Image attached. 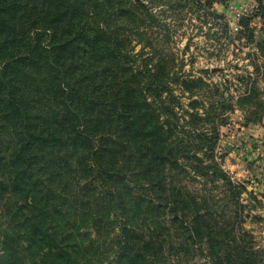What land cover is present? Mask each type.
Returning a JSON list of instances; mask_svg holds the SVG:
<instances>
[{"label": "trees", "instance_id": "obj_1", "mask_svg": "<svg viewBox=\"0 0 264 264\" xmlns=\"http://www.w3.org/2000/svg\"><path fill=\"white\" fill-rule=\"evenodd\" d=\"M143 1L0 0V264H264L244 189L215 156L226 121L195 99L185 129L170 81L190 98L207 84L168 77ZM150 1L206 13L226 0ZM245 16L251 43L264 0ZM254 89L237 105L256 125ZM198 177L227 187L235 212L197 195Z\"/></svg>", "mask_w": 264, "mask_h": 264}, {"label": "rangeland", "instance_id": "obj_2", "mask_svg": "<svg viewBox=\"0 0 264 264\" xmlns=\"http://www.w3.org/2000/svg\"><path fill=\"white\" fill-rule=\"evenodd\" d=\"M257 1L226 0L214 4L206 13L193 2L182 11L168 6L154 7L150 0L143 3L160 20L151 33L154 44L166 55L168 77L178 72L182 79L200 78L207 84L198 96L190 98L170 81L169 86L181 105L177 111L183 114L185 129L188 130L185 123L191 120L186 112L192 113L189 104L195 99L202 102L200 114L214 108L226 121L220 127L215 156L234 184L244 189L239 197L246 206L243 227L255 238V248L264 251V117L256 125L249 124L248 112L237 105L238 99L254 88L264 101L263 60L257 48L261 25L258 19L252 20L254 41L250 43L240 34L241 22L229 10L230 4L244 7L245 17H251ZM213 11L223 16L219 23L214 21ZM140 50L136 46L135 53ZM256 66L261 69L257 71ZM189 186L199 196L213 197L228 215L235 212L236 200L223 184L198 177Z\"/></svg>", "mask_w": 264, "mask_h": 264}, {"label": "built area", "instance_id": "obj_3", "mask_svg": "<svg viewBox=\"0 0 264 264\" xmlns=\"http://www.w3.org/2000/svg\"><path fill=\"white\" fill-rule=\"evenodd\" d=\"M229 10L238 21H240L246 14V9L244 7H237L234 4L229 5Z\"/></svg>", "mask_w": 264, "mask_h": 264}, {"label": "water", "instance_id": "obj_4", "mask_svg": "<svg viewBox=\"0 0 264 264\" xmlns=\"http://www.w3.org/2000/svg\"><path fill=\"white\" fill-rule=\"evenodd\" d=\"M258 38H259V40H258V43L260 44L261 43V41H263L262 39H263V34L262 33H259L258 34Z\"/></svg>", "mask_w": 264, "mask_h": 264}]
</instances>
